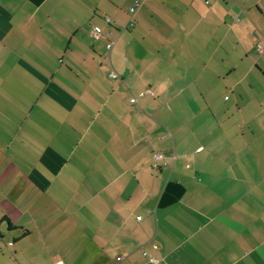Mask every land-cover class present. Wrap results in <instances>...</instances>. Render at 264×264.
<instances>
[{"label": "crops", "instance_id": "crops-1", "mask_svg": "<svg viewBox=\"0 0 264 264\" xmlns=\"http://www.w3.org/2000/svg\"><path fill=\"white\" fill-rule=\"evenodd\" d=\"M257 43L264 0H0V264H264Z\"/></svg>", "mask_w": 264, "mask_h": 264}, {"label": "built area", "instance_id": "built-area-1", "mask_svg": "<svg viewBox=\"0 0 264 264\" xmlns=\"http://www.w3.org/2000/svg\"><path fill=\"white\" fill-rule=\"evenodd\" d=\"M205 3H208V1H205ZM138 5H139V1H135L134 4H133V6L129 9L130 13H133ZM105 19L107 21H109L108 18H105ZM91 35L94 38H96V39L102 37V34L99 33L98 31H96L94 28L91 29ZM112 44H113L112 41H108L107 44H106V48L108 50H110L111 47H112ZM263 48H264V43H257L256 46H255L256 51L259 52V53H261L263 51ZM111 75H112V77H115L116 76V74L114 72ZM146 92H148V90ZM143 93H141V95H143ZM153 157H154L155 160H158V159L161 158V155L160 154H153ZM138 219H139V217H138ZM9 244H11V243H9ZM144 254H146V253H144ZM149 261L150 262H153V263H156L157 262V259L150 257L149 258Z\"/></svg>", "mask_w": 264, "mask_h": 264}]
</instances>
